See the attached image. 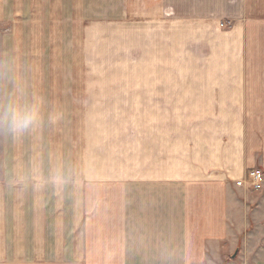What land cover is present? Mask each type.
<instances>
[{
  "label": "crops",
  "instance_id": "1",
  "mask_svg": "<svg viewBox=\"0 0 264 264\" xmlns=\"http://www.w3.org/2000/svg\"><path fill=\"white\" fill-rule=\"evenodd\" d=\"M139 3L138 7L137 0H125V15L134 12L141 24L150 22L140 28L153 31L151 54L157 56L156 62L177 68L146 70L145 85L122 90L129 95L124 100L138 105L141 122L154 128V143H145L148 131L141 129L138 158L129 159V164L139 162V168L124 171L125 237L140 247L126 249L127 254L140 255L127 264L133 260L140 264H264V186L251 191L234 184L250 168L264 170V0ZM50 8L44 4V13ZM220 21L231 24L220 27ZM45 88L42 98L25 96L20 101L18 96L19 102L14 97L7 102L17 106H40L39 99L51 103L47 94L53 92ZM74 93L64 88L66 96H58L60 103L67 105L72 97L79 100ZM74 163L66 166V176L82 180L86 176L88 186L103 183L109 194L116 189L118 179L93 181L84 161ZM46 164L41 157L30 175L24 166L7 167L10 176L0 183V264H86L85 255L90 252L83 248L75 252L81 255L75 260L59 261L49 258L48 247L36 249L30 244L23 253L31 260H19L20 235L13 231L19 230L20 217H25L28 240H35V235L52 238L47 233L57 219L53 209L39 208L44 203L37 206L38 199L47 196L48 202L53 196H64L62 201L70 204L71 198L79 196L77 188L69 193L78 186L71 181L61 186L60 194L53 193L58 190L53 185L47 195H36L37 183L31 178L39 172L47 180L51 168ZM49 185L46 181L45 186ZM67 222L63 217L64 230Z\"/></svg>",
  "mask_w": 264,
  "mask_h": 264
},
{
  "label": "rangeland",
  "instance_id": "2",
  "mask_svg": "<svg viewBox=\"0 0 264 264\" xmlns=\"http://www.w3.org/2000/svg\"><path fill=\"white\" fill-rule=\"evenodd\" d=\"M42 3L51 5L45 13L44 4L39 7ZM0 5V111L9 105L7 99L11 97L19 102L18 96L20 101L25 96L42 98L45 87L53 92L47 94L52 97L51 103L39 99L41 123L34 130L13 136L0 127V183L10 176L7 167L24 166L30 175L41 157L48 161L51 176L57 170L65 174L66 166L84 161L93 181L118 179L116 189L109 194L103 183L88 186L86 176L82 180L70 175L69 181L78 186L69 193L77 188L79 194L70 199V204L62 201L64 196H53L48 202L47 196L39 198L37 206L44 203L46 206L39 208L46 212L53 209L52 216L57 219L47 233L52 238L35 235V240H28L29 233L23 227L25 217L21 216L19 230L13 231L15 236L20 235L19 260H31L23 253L30 244L36 249H51V260H75L81 256L75 252L83 248L90 252L85 255L86 264H127L130 258L140 255L127 254L126 249L140 247L132 244L134 239L125 237L124 171L139 168V162L129 164V159L138 156L141 129L148 131L145 143H154V128L141 122L138 105L124 100L129 95L122 90L145 85L146 70L177 67L156 62L157 56L151 54L155 46L150 44L153 31L140 28L150 22L141 24L134 12L125 15V0H21L20 4L17 0H0ZM39 38L41 43L34 41ZM64 88L71 95L77 91L73 96L79 100L72 97L67 105L61 104L58 96H66L62 95ZM54 97L58 104L53 103ZM20 158L23 161L19 164ZM36 176L39 172L31 179L37 183ZM36 185V195H47L53 185L58 189L53 193L60 194L61 186L48 179ZM63 217L68 221L66 230ZM171 242L175 243L174 239ZM132 264L140 263L133 260Z\"/></svg>",
  "mask_w": 264,
  "mask_h": 264
},
{
  "label": "clouds",
  "instance_id": "3",
  "mask_svg": "<svg viewBox=\"0 0 264 264\" xmlns=\"http://www.w3.org/2000/svg\"><path fill=\"white\" fill-rule=\"evenodd\" d=\"M41 123V114L38 104L26 105H7L3 111H0V127L13 136H22L23 134L34 130ZM37 184L44 178L35 177ZM57 186H63L71 179L63 171L57 170L52 176L47 178Z\"/></svg>",
  "mask_w": 264,
  "mask_h": 264
},
{
  "label": "built area",
  "instance_id": "4",
  "mask_svg": "<svg viewBox=\"0 0 264 264\" xmlns=\"http://www.w3.org/2000/svg\"><path fill=\"white\" fill-rule=\"evenodd\" d=\"M230 21H220V27H227ZM237 187H244L251 191L261 190L264 186V170L261 167L248 169L245 174L238 180L234 181Z\"/></svg>",
  "mask_w": 264,
  "mask_h": 264
}]
</instances>
